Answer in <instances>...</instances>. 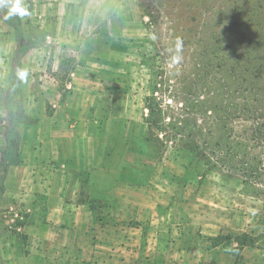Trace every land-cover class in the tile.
<instances>
[{
	"label": "rangeland",
	"instance_id": "obj_1",
	"mask_svg": "<svg viewBox=\"0 0 264 264\" xmlns=\"http://www.w3.org/2000/svg\"><path fill=\"white\" fill-rule=\"evenodd\" d=\"M13 5L33 41L15 88L22 124L46 121L56 96L72 91L71 73L79 68V86L94 91L96 103L85 112L97 121L87 154L102 155L104 164L119 169L120 179L146 187L149 203L156 205L153 213L177 220L184 234H201L215 224L220 231H255L264 243V105L258 103L257 114L252 108L264 76L256 73L255 53L244 54L248 40L236 33L256 0H13ZM259 24L264 26V16ZM14 48L12 29L0 21V152ZM148 97L158 118L145 107ZM19 173L8 178L0 214L1 264H30L32 258L22 229L30 211L14 203L12 193L25 182ZM76 193L74 198L102 214L95 199ZM227 243L221 239L219 245ZM192 258L184 255L189 264Z\"/></svg>",
	"mask_w": 264,
	"mask_h": 264
},
{
	"label": "crops",
	"instance_id": "obj_2",
	"mask_svg": "<svg viewBox=\"0 0 264 264\" xmlns=\"http://www.w3.org/2000/svg\"><path fill=\"white\" fill-rule=\"evenodd\" d=\"M78 71L71 73L73 80L67 88L72 91L52 101L54 110L46 121L16 126L20 163L8 169L0 214L10 190L8 178L20 170L25 182L17 184L12 193L17 198L14 203L30 211L29 223L22 227L30 242L29 263L189 264L184 255L191 254L190 264H264L260 234L220 231L215 224L201 234H184L177 220L153 213L156 205L149 203L146 187L120 179L119 169H113L112 162L104 164L102 155L87 154L97 121L85 112L94 109L95 93L81 89ZM80 175L85 176L81 182ZM77 191L95 199L102 214L96 215L84 200L74 198ZM242 234L249 235L251 243L242 247L235 263L230 250L238 246L234 238ZM216 238L229 243L216 246L212 243ZM3 249L6 252L4 244Z\"/></svg>",
	"mask_w": 264,
	"mask_h": 264
},
{
	"label": "trees",
	"instance_id": "obj_3",
	"mask_svg": "<svg viewBox=\"0 0 264 264\" xmlns=\"http://www.w3.org/2000/svg\"><path fill=\"white\" fill-rule=\"evenodd\" d=\"M257 6L252 7V10H248L244 14V28L237 30L243 40L245 38L248 40V46L246 44L244 54L248 55L250 53H255L256 59L260 61L258 67L259 70L256 73L264 76V26L260 25L259 22L264 16V0H256ZM261 8V9H259ZM0 21L5 25L9 26L15 36V48L11 55L10 60V71L9 80L10 86L4 97V108L6 110L7 126L2 132V137L4 139V147L0 152V197L4 191V182L6 175L10 166L18 165L20 163L19 157V143L20 135L16 130V126L21 124L23 119V109L18 100H16V89L20 82L21 73V63L23 57L31 50L33 46V41L31 37L23 31L20 15L13 5V0H0ZM249 24V25H248ZM239 24H234L233 26H238ZM241 26V25H240ZM250 43V44H249ZM252 45V50L250 51V46ZM258 84V83H257ZM253 86L254 82H250ZM260 85V84H258ZM16 88V89H15ZM260 92V93H259ZM256 95L252 97V108L257 114L259 104L264 105V87L255 88L254 92ZM259 103V104H258ZM146 109L149 111L151 117L158 118V114H155V107L151 103V98H146ZM253 114V117L257 115ZM155 124V123H154ZM94 210V208H90ZM247 234H242L235 237L234 241L238 244L237 247L233 248L232 256L237 259L239 258V252L243 246L251 243L250 237ZM222 238H216L212 241L214 245H219ZM228 240V239H225Z\"/></svg>",
	"mask_w": 264,
	"mask_h": 264
},
{
	"label": "clouds",
	"instance_id": "obj_4",
	"mask_svg": "<svg viewBox=\"0 0 264 264\" xmlns=\"http://www.w3.org/2000/svg\"><path fill=\"white\" fill-rule=\"evenodd\" d=\"M179 50H180V49L177 48V52H179ZM179 61H180V57H179V55H177V56H176V63H179Z\"/></svg>",
	"mask_w": 264,
	"mask_h": 264
}]
</instances>
